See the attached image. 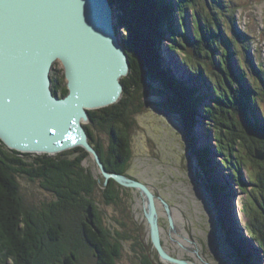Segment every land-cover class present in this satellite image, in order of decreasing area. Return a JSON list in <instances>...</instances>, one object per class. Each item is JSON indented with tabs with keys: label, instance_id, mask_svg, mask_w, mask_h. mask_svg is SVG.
Returning <instances> with one entry per match:
<instances>
[{
	"label": "trees",
	"instance_id": "obj_1",
	"mask_svg": "<svg viewBox=\"0 0 264 264\" xmlns=\"http://www.w3.org/2000/svg\"><path fill=\"white\" fill-rule=\"evenodd\" d=\"M225 2L177 0L175 9L174 4L167 0H110V3L116 5L119 28L127 30L129 35L124 47L130 61V72L127 78L121 80L123 95L119 102L89 111L90 123L101 128L109 137L112 145L109 156L95 141L89 127H84L89 143L100 156L108 173L125 175L123 168L131 158L130 134L136 123L134 115L145 106L141 100L142 94L161 97L158 102L146 104L158 105L166 113L180 114L186 134L191 136L202 96L196 88L185 86L169 71L162 69L159 49L168 35L173 42L169 46L170 50L179 53L182 64L191 73L200 74L215 89L213 106H205V113L214 122L212 127L219 152L227 157H240L242 164L246 158L253 157L254 149L264 152V126L252 122L247 113L251 100L262 109L264 68L260 65L254 67L247 62L248 70L239 64L243 72L240 71L238 77L231 71L227 57H237L240 63L242 54L247 52L252 41L245 31L238 33L234 30L236 9L232 7V1H229V6ZM174 10L179 12L182 24L186 12H192L195 22L193 36L181 34L174 27ZM249 71L253 77L248 76ZM58 80L55 79L53 92L64 97L68 90L66 87L60 89ZM241 81H246L248 87L244 88L246 92L240 90L238 93L232 86ZM219 108L222 109L221 119L219 115V118L214 117ZM262 115L264 117V110ZM241 118L246 124H242ZM238 123L243 128V134L239 137L235 134ZM247 139L252 142L253 148L248 145ZM189 146L193 147V138H190ZM110 151L114 159L110 158ZM196 155L205 170L206 163L202 161L204 153L196 152ZM87 157L89 153L82 147L55 156L20 153L10 150L0 140V264H77V256L73 253L64 259L61 254L65 252L63 247L67 246L64 242L66 232L73 227V230H77L73 224L78 222V227L81 226L80 237L97 263L116 264L117 258L122 256V243L129 237L101 222L93 198L100 192L107 204L116 202L119 197L114 193V188L118 184L110 179L104 185L101 179L103 185L100 188L98 180L86 173L82 166L81 162ZM251 162L257 168L250 182L257 191L262 190L263 198L259 201L255 193L247 192L249 196L242 213L249 219L250 237L255 239L264 252V162L254 159ZM20 177L30 182H39L40 187L53 195L55 200L48 204H31L22 193ZM207 187L212 198H216L218 188L210 183ZM89 206L94 214L93 226L86 221V209ZM126 217L128 220L131 218L129 214ZM118 223L126 226V223ZM128 228L131 230V225ZM236 253L242 264H248L246 256H242L238 250ZM140 264L153 263L142 255Z\"/></svg>",
	"mask_w": 264,
	"mask_h": 264
},
{
	"label": "rangeland",
	"instance_id": "obj_2",
	"mask_svg": "<svg viewBox=\"0 0 264 264\" xmlns=\"http://www.w3.org/2000/svg\"><path fill=\"white\" fill-rule=\"evenodd\" d=\"M167 1H171L175 9H177V0ZM224 1H226L225 3L228 6L229 1H232V7L236 9L234 30L238 33L245 31L252 41L247 52L242 54L244 58L241 55L240 63L237 57H227L231 71H233L234 76L238 77L242 70L239 64L245 68L244 70H248L247 62L254 67L260 65L264 68V0ZM189 13L192 14L190 10L187 11L183 17L184 21L182 24L179 12L174 10V27L181 34L193 36V23L195 22L193 21V15L191 17ZM178 21L181 25V30L178 27ZM186 30H188L187 33ZM119 34L122 43L125 45L126 39L129 37L127 30L119 28ZM172 43L168 35L159 49L162 69L169 71L174 78L180 79L185 86L196 88L198 94L202 96L201 103L197 106L191 136L186 134L180 114L166 113L158 105L148 104L149 102H158L161 97L142 94L141 100L143 103L145 102V106L142 107V111L134 115L136 123L134 122L130 134L131 158L123 168L124 174L129 178L144 183L155 195L161 241L164 249L171 256L191 261L193 264H242L240 257L235 251L239 248L237 244H241L248 249H246L249 252L247 255L248 264H264V252L255 239L250 237L249 219L243 213L240 212L243 215L241 218L237 209V219L235 218L236 222L233 223L234 227L232 223L226 222L227 231L232 236L234 244L236 243V249L230 245L229 239L217 223L220 205L224 212L226 207H228L226 212H228L227 214L230 217L232 214L235 216V208H237L234 200L235 194L240 197L242 203L241 211L247 202V196H249L247 192L255 193L254 196L259 201L262 200V190L257 191L255 185L250 182V177L255 175V169L257 168L256 166L253 167L255 163H252L251 159L264 162V159L254 158L256 152L260 155H264V152L254 149L253 157L243 160V164L240 157L234 155L227 157L219 152L214 139V129L212 127L214 122L205 113V106H213L215 89L211 84L204 81L200 74L190 73L185 68L179 53L170 50L169 46ZM134 45L137 46V43L135 42ZM164 54L166 57L173 56L172 58L176 64L180 65L184 73L189 74V77L193 78L196 84H190L186 79L173 73L170 66L166 65L163 60ZM214 59L217 61L216 56ZM214 71L218 73L216 67H214ZM248 73V76L253 75L250 71ZM56 78L59 79L58 86L60 89L66 87L64 73L59 65H55L52 71L53 84ZM124 78H127V76ZM240 85H243V90ZM232 87L238 93H240V90L246 92L244 88L246 89L248 84L246 81H241L240 84L235 82ZM146 102L148 103L146 104ZM250 104V110L247 112L251 116H248L249 119L264 126V117L262 115L264 102L262 103L263 110H260L258 104L253 100L250 101ZM235 108L238 107L235 105ZM221 113L222 109L219 108L214 117H220L221 119ZM240 121L242 124H246L242 118ZM83 126L89 127L95 141L100 144L103 151L109 156L108 152L110 149L112 150V145L106 132L101 130V128H96L90 121L83 123ZM242 129L241 124L239 125L238 123L236 125V136L239 137L243 134ZM190 138H193V147L189 146ZM248 145L253 148L252 142L248 141ZM72 149L63 152H69ZM196 152L204 153L202 161L206 163L205 170L200 166ZM110 158L114 159L112 151H110ZM224 160V163H227L226 165L222 163ZM81 163L86 173H90L94 179L98 180V185L101 188L103 182L101 183L100 181L101 179L103 181L104 178L95 161L89 156ZM220 176L226 178V180L223 179L222 183L217 181ZM19 181L22 193L31 204L39 205L43 204V202L48 204L55 200L53 195L40 187L39 182H30L24 177H20ZM205 183L207 185L210 183L218 188L216 198H212ZM225 183L232 184L237 193L227 191L228 187H226ZM107 184L108 182L105 183L104 180V185ZM253 190H256V192H253ZM114 193L119 197L116 202L107 204L100 192L95 194L93 202L98 209L100 220L105 226L115 228V230L122 234H127L129 237L123 241L122 256L117 258L115 263L140 264V256L145 255L153 264H168L160 259L151 243L149 227L145 217L144 200L141 194L138 191L124 188L120 185H115ZM227 197L232 198V200H229L230 204L228 201L224 202L223 200L227 199ZM166 207L168 211H166ZM127 214L131 216L130 220L133 222L127 219ZM169 218L173 222L172 226H170ZM118 222L126 223V226H122ZM79 224L80 222L73 224L77 226V230H73L74 227L72 226L73 228L65 234V241H63L67 243V246L66 248L63 247L65 252L61 254L62 259L73 253L77 256V264H98L97 259L93 257L92 252L80 237L81 226L78 227ZM128 225H131L132 232L129 230ZM112 230L114 231V229ZM71 234H73L72 238L70 237ZM236 235L242 239V243L235 237ZM80 245L83 247H80Z\"/></svg>",
	"mask_w": 264,
	"mask_h": 264
},
{
	"label": "water",
	"instance_id": "obj_3",
	"mask_svg": "<svg viewBox=\"0 0 264 264\" xmlns=\"http://www.w3.org/2000/svg\"><path fill=\"white\" fill-rule=\"evenodd\" d=\"M115 6L110 0H0V140L10 150L37 155L82 147L105 183L111 179L141 194L150 240L160 259L193 264L164 249L152 191L138 180L108 173L83 126L90 121L89 111L120 101L121 79L130 72ZM55 65L66 80L64 97L53 92ZM254 158L263 160L264 155L256 152ZM227 208L224 212L220 205L217 223L236 249L227 231L226 222L232 223ZM86 214L93 226L91 206ZM169 223L173 225L170 218Z\"/></svg>",
	"mask_w": 264,
	"mask_h": 264
},
{
	"label": "bare ground",
	"instance_id": "obj_4",
	"mask_svg": "<svg viewBox=\"0 0 264 264\" xmlns=\"http://www.w3.org/2000/svg\"><path fill=\"white\" fill-rule=\"evenodd\" d=\"M116 7V6H115ZM178 23V25L180 24L179 23V21L177 22ZM166 55L164 54V57H163V60L166 62V65H168V66H170V69L173 71V73H176V75H178L179 77H182V78H184V79H186L187 81H188V83H190V84H196L194 81V79L193 78H191V77H189V74H185L184 73V70L182 69V67L180 66H178V64H176V62L173 60V56L172 57H170V56H168V57H166ZM185 76H186V78H185ZM186 80H184V81H186ZM250 115V114H249ZM251 117V116H250ZM218 172L219 173H221L219 170H218ZM223 179L224 180H226V178H224V176L222 177V176H220L219 178H218V182H223ZM216 180V179H215ZM222 180V181H221ZM224 184V183H223ZM226 184V187H228L226 190L227 191H231L232 193L234 192V193H237L235 190H234V188H233V186H232V184L230 185L229 183L227 184V183H225ZM224 200V202H226V201H228L229 202V199H228V197H227V199H223ZM235 201H236V207L237 208H235V216L232 214L231 215V222H232V226H233V223L234 222H236V219H237V213H236V211H237V209H238V212H239V215H240V217L242 218V211H241V208H242V203H241V200H240V197L239 196H237V194H235V199H234ZM235 201H234V207H235ZM241 212V213H240ZM236 218V219H235ZM234 227V226H233ZM238 233H239V231H238ZM240 234V233H239ZM235 237H237V239L239 240V242L240 243H242V239H240V237L238 236V235H236ZM242 238V237H241ZM238 245V251L240 252V254L242 255V256H247V253H246V250L243 248L242 249V245L241 244H237ZM241 245V246H240ZM242 250V251H241ZM254 260V259H253Z\"/></svg>",
	"mask_w": 264,
	"mask_h": 264
}]
</instances>
